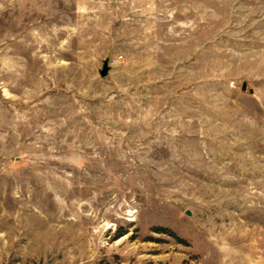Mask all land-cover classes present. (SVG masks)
I'll return each instance as SVG.
<instances>
[{"label":"rangeland","instance_id":"obj_1","mask_svg":"<svg viewBox=\"0 0 264 264\" xmlns=\"http://www.w3.org/2000/svg\"><path fill=\"white\" fill-rule=\"evenodd\" d=\"M0 264H264V0H0Z\"/></svg>","mask_w":264,"mask_h":264},{"label":"water","instance_id":"obj_2","mask_svg":"<svg viewBox=\"0 0 264 264\" xmlns=\"http://www.w3.org/2000/svg\"><path fill=\"white\" fill-rule=\"evenodd\" d=\"M106 71H107V69L104 67V69H103L102 72H101V75L104 76L105 73H106Z\"/></svg>","mask_w":264,"mask_h":264}]
</instances>
